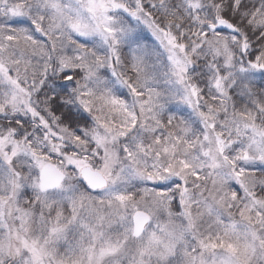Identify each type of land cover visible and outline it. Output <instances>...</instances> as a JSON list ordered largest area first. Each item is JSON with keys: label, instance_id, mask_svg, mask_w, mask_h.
I'll list each match as a JSON object with an SVG mask.
<instances>
[{"label": "snow or ice", "instance_id": "obj_1", "mask_svg": "<svg viewBox=\"0 0 264 264\" xmlns=\"http://www.w3.org/2000/svg\"><path fill=\"white\" fill-rule=\"evenodd\" d=\"M0 264H264V0H0Z\"/></svg>", "mask_w": 264, "mask_h": 264}]
</instances>
